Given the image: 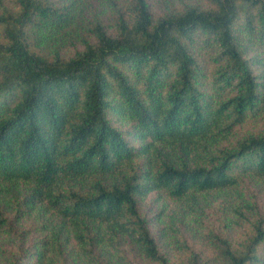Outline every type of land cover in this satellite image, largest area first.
<instances>
[{
    "label": "trees",
    "instance_id": "1",
    "mask_svg": "<svg viewBox=\"0 0 264 264\" xmlns=\"http://www.w3.org/2000/svg\"><path fill=\"white\" fill-rule=\"evenodd\" d=\"M0 264H264V0H0Z\"/></svg>",
    "mask_w": 264,
    "mask_h": 264
}]
</instances>
